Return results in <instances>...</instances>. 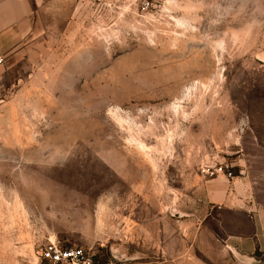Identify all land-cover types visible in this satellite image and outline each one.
Wrapping results in <instances>:
<instances>
[{"label": "rangeland", "instance_id": "374dc122", "mask_svg": "<svg viewBox=\"0 0 264 264\" xmlns=\"http://www.w3.org/2000/svg\"><path fill=\"white\" fill-rule=\"evenodd\" d=\"M32 2L0 72V264L204 262L202 168H264V0Z\"/></svg>", "mask_w": 264, "mask_h": 264}, {"label": "crops", "instance_id": "0c3cea01", "mask_svg": "<svg viewBox=\"0 0 264 264\" xmlns=\"http://www.w3.org/2000/svg\"><path fill=\"white\" fill-rule=\"evenodd\" d=\"M33 4L32 0H0V56L4 61L25 38ZM262 169L242 168L241 175L232 180L218 176L198 183L196 199L202 204L205 225L211 223L212 228L205 226L202 234L207 240L198 245L206 260L194 264H264Z\"/></svg>", "mask_w": 264, "mask_h": 264}, {"label": "built area", "instance_id": "2783aa9c", "mask_svg": "<svg viewBox=\"0 0 264 264\" xmlns=\"http://www.w3.org/2000/svg\"><path fill=\"white\" fill-rule=\"evenodd\" d=\"M144 11L152 10L162 0H137ZM0 56V66L3 65ZM233 165L228 162L218 163L213 166L203 167L201 172L205 177L215 178L224 176L228 180L236 176ZM41 258L46 264H94L93 256L83 247L62 248L57 243L50 242L41 251Z\"/></svg>", "mask_w": 264, "mask_h": 264}]
</instances>
